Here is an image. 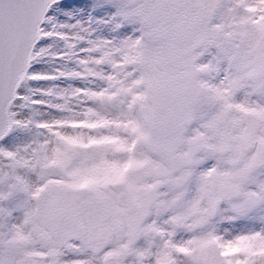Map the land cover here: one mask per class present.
<instances>
[{"label": "snow or ice", "instance_id": "6c2138e0", "mask_svg": "<svg viewBox=\"0 0 264 264\" xmlns=\"http://www.w3.org/2000/svg\"><path fill=\"white\" fill-rule=\"evenodd\" d=\"M0 264H264V0H0Z\"/></svg>", "mask_w": 264, "mask_h": 264}]
</instances>
